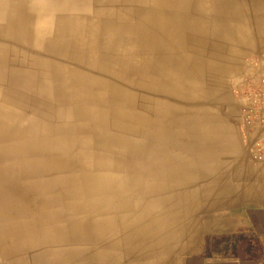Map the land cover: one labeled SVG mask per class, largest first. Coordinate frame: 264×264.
I'll return each mask as SVG.
<instances>
[{
    "label": "bare ground",
    "instance_id": "bare-ground-1",
    "mask_svg": "<svg viewBox=\"0 0 264 264\" xmlns=\"http://www.w3.org/2000/svg\"><path fill=\"white\" fill-rule=\"evenodd\" d=\"M208 2L0 0L4 172L59 207L35 237L57 264H101L98 245L143 233L144 167L158 143L176 147L178 103L210 98L191 72L222 49L194 12Z\"/></svg>",
    "mask_w": 264,
    "mask_h": 264
},
{
    "label": "crops",
    "instance_id": "crops-1",
    "mask_svg": "<svg viewBox=\"0 0 264 264\" xmlns=\"http://www.w3.org/2000/svg\"><path fill=\"white\" fill-rule=\"evenodd\" d=\"M208 1L192 10L207 13L209 29H223L217 52L222 51L211 47V59H202L203 68L191 72L205 78L196 91L207 90L210 98L178 106L191 109V117L205 123L207 117L212 129L208 134L181 133L176 147L155 146L144 167L143 188L149 194L143 233L130 230L128 243L119 246L106 239L96 247L104 254L101 264H264V162L256 163L246 147L237 97L247 78L264 74V0ZM1 189L0 264H23V243L8 246V231L19 240L23 228L33 236L42 202L33 196L20 199L17 186ZM151 190L160 194L152 196ZM157 201L162 204L154 205ZM169 206L175 207L173 215ZM23 214L30 219L20 220ZM30 246L27 241L25 247Z\"/></svg>",
    "mask_w": 264,
    "mask_h": 264
},
{
    "label": "rangeland",
    "instance_id": "rangeland-1",
    "mask_svg": "<svg viewBox=\"0 0 264 264\" xmlns=\"http://www.w3.org/2000/svg\"><path fill=\"white\" fill-rule=\"evenodd\" d=\"M227 38H228V36H227ZM194 102L195 103L196 102H202V100H200L198 98H194ZM179 103H187V102H186V100H183L182 102H179ZM238 109H239V107H238ZM191 112H192L191 109L181 108V111H179L175 115V117H174L175 123L171 127L175 131H177L178 133H182L183 136H185V135L188 136L191 133L206 134L207 132H210L212 128L209 127L210 122L207 120V117H205V119H206V123H205L204 120H201V118L199 119V118L191 117ZM177 116H181V117L177 118ZM168 120L169 119H167L165 121H168ZM164 125H166V124H164ZM202 142H203V140H202ZM200 143H201V141H200ZM2 145H3V143L0 142V150L2 148ZM202 150H204V149H202ZM2 159H3V154L0 152V183H7V185L6 184H0V185L6 186L8 189L11 188L12 185L17 186L15 183V180L12 181V180L8 179L9 174H5V172H4V170H6L5 164L8 163V161L2 160ZM186 160H188V158H186ZM17 175H19V174L17 173ZM4 176H6L5 179H4ZM123 181H122V183H124ZM125 182H127V181L125 180ZM10 184H12V185H10ZM12 190H15V189H12ZM18 191H19L18 195H19V197H21L20 199H26L27 197L33 196L35 199H37L39 202H42V203L40 205V212H39L37 219L35 220V223H34V228L32 229L33 236H30L29 230H26L23 228L22 232H19V236H21L23 238H22V240H19L18 237H17L18 239H16L13 236V233H12L13 230L10 229V231H8V246H13V247L18 248V246L23 243V248L19 247L20 250L22 249L23 264H57V263H59L60 259L56 253L57 250H55L54 248H50L48 246H45V244L44 245H41V244L38 245L36 240H35V237H37L36 235H40V237H41L42 232H44V231H42V227L44 228V225H45V223H44L45 216L48 214V212L50 210H52L53 208H57L58 206H54V205L47 203L45 201V196L43 195V193L40 190H37V191L33 190V192H31V191L29 192V190H26L25 188H19ZM1 192H2V189L0 190V193ZM13 196H15V194H13ZM157 200H160V199H157ZM153 204L159 205L162 203H159L157 201ZM169 207H170L169 213H170V215L171 214L173 215L174 211H175V209H174L175 207L174 206H169ZM21 219L29 220L30 217H27L26 215L23 214L22 217L20 218V220ZM170 223L173 226L172 220ZM35 228L38 230V233H34ZM27 241L31 242L30 249H27L25 247V244H27ZM28 244H30V243H28ZM38 257H39V260H38Z\"/></svg>",
    "mask_w": 264,
    "mask_h": 264
},
{
    "label": "built area",
    "instance_id": "built-area-1",
    "mask_svg": "<svg viewBox=\"0 0 264 264\" xmlns=\"http://www.w3.org/2000/svg\"><path fill=\"white\" fill-rule=\"evenodd\" d=\"M237 97L246 147L256 163L264 162V74L247 78Z\"/></svg>",
    "mask_w": 264,
    "mask_h": 264
}]
</instances>
